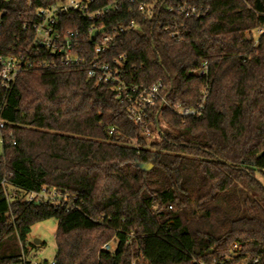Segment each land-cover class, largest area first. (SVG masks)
<instances>
[{"label":"trees","instance_id":"16d2710c","mask_svg":"<svg viewBox=\"0 0 264 264\" xmlns=\"http://www.w3.org/2000/svg\"><path fill=\"white\" fill-rule=\"evenodd\" d=\"M57 1L0 0L4 44ZM183 4L205 16L167 12ZM159 6V18L122 35L113 53L128 54L136 84L162 80L173 104L195 107L206 92L203 114L182 122L165 109L163 134L151 140L82 69L30 71L0 85V118L16 141L3 147L0 175L26 190L67 189L80 207L9 205L0 188V244L12 236L23 244L33 225L55 218L57 264H264V32L251 33L264 26V0ZM203 63L206 75L192 73ZM111 241L115 250L103 249ZM0 264L34 262L0 252Z\"/></svg>","mask_w":264,"mask_h":264},{"label":"built area","instance_id":"2783aa9c","mask_svg":"<svg viewBox=\"0 0 264 264\" xmlns=\"http://www.w3.org/2000/svg\"><path fill=\"white\" fill-rule=\"evenodd\" d=\"M31 6V4H30ZM167 12L186 18L200 19L205 13L186 4L177 8L167 7ZM122 14L120 20L110 26L105 22L113 14ZM159 0H58L46 7L37 8L34 16L22 26V37L15 36L4 44L3 24L0 15V85L8 89L25 72L49 71L59 68L82 69L97 85L110 89L124 104L129 118L143 130L144 137L158 140L165 124L162 112L169 109L182 119L201 116L207 93H203L195 107L173 104L168 97V87L162 80L153 85L136 84L128 67V54H114L122 35L159 18ZM104 28V29H103ZM170 36L181 38L177 30L167 29ZM264 26L252 30L257 40ZM209 66L203 63L192 73L204 76ZM114 129L110 130L113 134ZM9 135V137H8ZM12 134L6 133V125L0 118V144H16ZM1 169V162H0ZM0 188L9 205L17 202L35 205H52L67 211L80 209L79 197L67 189L42 186L36 190L20 188L9 181L5 171L0 175ZM117 243L104 244L103 249L115 250ZM234 244L231 251L240 250ZM257 260H255L256 262ZM39 264V263H36ZM49 264H57L54 259Z\"/></svg>","mask_w":264,"mask_h":264},{"label":"rangeland","instance_id":"374dc122","mask_svg":"<svg viewBox=\"0 0 264 264\" xmlns=\"http://www.w3.org/2000/svg\"><path fill=\"white\" fill-rule=\"evenodd\" d=\"M2 153L3 146L0 144V157ZM56 230L57 220L55 218L38 222L32 226L31 232L23 244L17 237L12 236L0 244V252L4 254L20 253L34 264H36V260H41L43 264H49L55 259L57 251ZM36 240H39L40 243L37 244ZM24 248H26L27 253ZM245 262L241 261L240 264H245Z\"/></svg>","mask_w":264,"mask_h":264},{"label":"water","instance_id":"95a60500","mask_svg":"<svg viewBox=\"0 0 264 264\" xmlns=\"http://www.w3.org/2000/svg\"><path fill=\"white\" fill-rule=\"evenodd\" d=\"M103 29H104V28H103ZM141 167H142L143 169H149V168L152 167V164H142ZM35 242H36L37 244L40 243L39 240H36Z\"/></svg>","mask_w":264,"mask_h":264}]
</instances>
